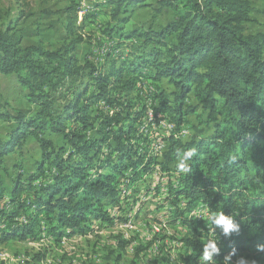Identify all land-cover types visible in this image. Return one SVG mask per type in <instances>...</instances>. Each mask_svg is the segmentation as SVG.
<instances>
[{
    "label": "trees",
    "instance_id": "obj_1",
    "mask_svg": "<svg viewBox=\"0 0 264 264\" xmlns=\"http://www.w3.org/2000/svg\"><path fill=\"white\" fill-rule=\"evenodd\" d=\"M147 1L105 0L96 8L112 6L111 19L116 24L109 27L108 35L110 39L117 36L118 47L120 41L124 45L134 38L141 41L137 53L142 62L130 67L129 75H148L155 82L167 79L172 87L165 107L177 129L166 139L168 149L159 164L162 171H170L186 151L195 152L188 161L189 171L180 176L177 187L170 188L175 204L181 197L187 201L186 208L176 212L186 228L181 240L186 250L183 264H197L210 239V221L189 217L198 206L209 215L219 211L232 214L240 224V231L230 238L214 231L213 239L220 241L221 247L217 258L235 247L236 255L264 264V253L256 251V245L264 243V33L249 30L251 2L157 0L149 6ZM139 6L152 8L154 18L169 11L171 20L158 31H125L123 26L130 21L128 9ZM64 13L65 31L73 36L79 29L80 6L72 3ZM89 17L84 16L82 23ZM24 38L25 31L15 28L12 21L0 27V74L16 76L28 92L27 102L35 107L29 113L17 111L0 117L16 124L6 139L0 138V166L29 137L40 145L43 161L28 180L32 196L21 198L24 187L21 178L16 181L9 201L15 210L3 215L6 222L5 229H0V243L26 240L40 231L44 222L58 241L82 232L92 219L110 222L104 202L118 197L123 172L132 170L137 177L143 163L137 147L129 143L130 130L139 118L132 119L128 132L124 126L131 120L125 97L134 91L136 82L126 81L124 68L118 69L116 60H111L117 50L106 55L107 65H80L76 46L81 38L55 51L24 46ZM76 82L79 85L72 98L57 97L61 85L72 89ZM112 92L120 93L114 98ZM190 94L197 105H188ZM102 101L113 113L91 117V109ZM190 115L197 119L193 129H207L210 136L201 130L190 140L182 138L180 131ZM96 120L98 125L93 124ZM92 130L101 140L89 135ZM47 136H60L71 146L66 159L65 150ZM111 138L115 152L109 146L105 153L102 145ZM115 153L118 159L112 158ZM45 163L53 168L49 182L43 181L48 177ZM148 170L149 166L143 171ZM22 214L24 224L18 221Z\"/></svg>",
    "mask_w": 264,
    "mask_h": 264
},
{
    "label": "rangeland",
    "instance_id": "obj_2",
    "mask_svg": "<svg viewBox=\"0 0 264 264\" xmlns=\"http://www.w3.org/2000/svg\"><path fill=\"white\" fill-rule=\"evenodd\" d=\"M105 0H0V27L6 22H13V26L25 31L24 46L39 45L46 50H58L72 40L81 38V43L76 46V56L80 65L91 62L96 66L107 65L106 55L115 48L114 56L117 68H124L126 81L134 79L136 86L134 91L126 97L131 113L130 123L124 124L125 131L133 124L132 119L138 117L133 130H130V142L136 146L138 154L143 157L138 174L135 177L132 170H125L119 177L117 189L119 191L116 200L107 199L104 202V210L107 212L110 222L91 220L88 227L75 235H66L61 241L50 234V225L44 222L43 227L35 235L26 240H13L8 243H0V264H183L185 249L182 238L186 234V228L182 225V218L176 215L178 209H185L187 201L181 197L175 204V196L170 193V188L179 184L180 173L177 163L170 166V171L163 172L159 165L163 161L168 145L166 139L175 133L177 127L170 121V114L165 107V101L171 92V86L167 79L154 81L145 75H129L130 67L141 63L137 49L141 43L139 39H132V43L117 46L116 35L110 39L109 27L116 22L111 19L112 6L96 8L98 3ZM157 0H149L147 4L156 5ZM252 6V23L249 25L251 33H264V0H250ZM80 6L79 29L75 35L69 36L65 31V9L70 4ZM130 21L123 26L125 31L140 30L155 31L162 29L171 20L172 14L166 11L164 16L154 18V11L150 7L129 8ZM90 17L84 22L83 17ZM133 44V46H128ZM127 45V46H126ZM149 51V50H148ZM136 68V67H133ZM88 81L87 77L85 79ZM79 85L76 82L72 89L67 85H61L57 97L67 101L75 94ZM120 92H112V97L119 96ZM28 92L19 84L16 76L0 75V117L5 114H15L17 111L29 113L35 107L26 99ZM161 95V97H160ZM164 96V98H162ZM188 105H197V100L190 94ZM119 104V103H118ZM91 117H105L113 113V109L106 101L97 103L91 109ZM153 116V117H152ZM180 133L182 138L190 140L204 130L205 136H210L207 129L197 126V119L190 115ZM99 120L93 122L98 125ZM72 122L70 127H72ZM15 123L0 119V138L6 139ZM116 130V129H115ZM184 131L187 136H184ZM90 136L101 140L96 131L89 132ZM180 133L178 135H180ZM57 147L64 149V158L71 151L60 136H47ZM188 138V139H187ZM124 142H126L124 140ZM115 152L116 144L111 138L102 145V151ZM38 142L28 138L23 147L17 148L11 155L4 159L0 166V229H5L6 214L15 210L10 206L12 190L18 178H21L24 190L21 198H29L33 192L28 188L29 177L35 174L39 164H42V153ZM118 154H113V159H118ZM77 159V157L75 158ZM46 179L49 182V172L53 169L49 164H44ZM149 166L148 172L143 171ZM52 172H55L54 170ZM42 180L36 181L38 185ZM208 211L202 207H196L190 214V218L208 220ZM22 214L18 221L24 224ZM56 226V224H55ZM210 229V228H209ZM62 232H66L63 230ZM213 239L214 231H208ZM207 233V234H208ZM53 236V237H52ZM141 249V250H140ZM244 257L248 264H261L249 260L246 255L238 254L235 258ZM222 261L223 258H217Z\"/></svg>",
    "mask_w": 264,
    "mask_h": 264
},
{
    "label": "clouds",
    "instance_id": "obj_3",
    "mask_svg": "<svg viewBox=\"0 0 264 264\" xmlns=\"http://www.w3.org/2000/svg\"><path fill=\"white\" fill-rule=\"evenodd\" d=\"M194 155V150H188L183 156L178 158V172L186 173L189 171L188 161H190ZM200 218L201 217H198V219ZM208 220L210 221V231L219 232L220 235L225 238H230L233 233H238L240 231V224L236 222L235 217L232 214H225L224 211L209 215ZM256 251L264 253V243H258L256 245ZM236 252L237 249L233 247L231 251L223 256L222 261L217 259L221 254L220 241L210 238L203 245L197 264H248V261L242 256L234 259V257H236Z\"/></svg>",
    "mask_w": 264,
    "mask_h": 264
},
{
    "label": "built area",
    "instance_id": "obj_4",
    "mask_svg": "<svg viewBox=\"0 0 264 264\" xmlns=\"http://www.w3.org/2000/svg\"><path fill=\"white\" fill-rule=\"evenodd\" d=\"M186 131H184V136H187L188 134L187 133H185Z\"/></svg>",
    "mask_w": 264,
    "mask_h": 264
},
{
    "label": "crops",
    "instance_id": "obj_5",
    "mask_svg": "<svg viewBox=\"0 0 264 264\" xmlns=\"http://www.w3.org/2000/svg\"><path fill=\"white\" fill-rule=\"evenodd\" d=\"M81 14V13H80ZM0 75H2V74H0ZM2 76H4V75H2Z\"/></svg>",
    "mask_w": 264,
    "mask_h": 264
},
{
    "label": "bare ground",
    "instance_id": "obj_6",
    "mask_svg": "<svg viewBox=\"0 0 264 264\" xmlns=\"http://www.w3.org/2000/svg\"><path fill=\"white\" fill-rule=\"evenodd\" d=\"M153 117V116H152Z\"/></svg>",
    "mask_w": 264,
    "mask_h": 264
}]
</instances>
